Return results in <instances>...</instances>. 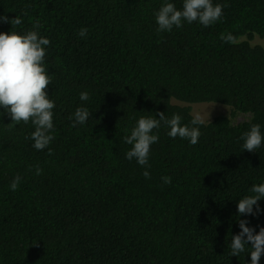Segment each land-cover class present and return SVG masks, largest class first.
<instances>
[{"label": "trees", "instance_id": "obj_1", "mask_svg": "<svg viewBox=\"0 0 264 264\" xmlns=\"http://www.w3.org/2000/svg\"><path fill=\"white\" fill-rule=\"evenodd\" d=\"M168 2L182 9L183 0ZM164 3L0 0V16L23 21L0 23V33L23 34L39 21L50 40L47 92L56 105L54 140L40 151L31 121L9 129L0 113V264H251V243L238 257L230 244L239 219L257 233L264 227V211L238 216V200L264 183V143L253 153L241 139L253 124L264 135V46L251 42L264 36V0H213L225 5L214 24L158 32ZM229 34L234 42L221 39ZM174 99L220 102L250 116H215L196 145L169 137L162 123L150 167L128 160L124 137L140 117L179 114L192 126L190 106ZM78 107L92 116L72 127ZM258 203L264 210V199Z\"/></svg>", "mask_w": 264, "mask_h": 264}, {"label": "clouds", "instance_id": "obj_2", "mask_svg": "<svg viewBox=\"0 0 264 264\" xmlns=\"http://www.w3.org/2000/svg\"><path fill=\"white\" fill-rule=\"evenodd\" d=\"M219 3L214 4L213 0H183L182 9H177L175 4L165 0V3L155 13L157 31L171 32L173 27L180 28L183 22L189 24L199 22L208 27L217 22L223 15V7ZM26 14V13H25ZM22 18L16 16L9 20L8 16H0V23H10L13 28L22 24ZM41 27L37 21L33 25V30L26 33L12 31L10 33H0V108L12 120L8 124L9 129L13 124L21 122L27 124L29 121L35 126V131L31 133L34 140L33 147L40 151L47 148L54 140V112L55 102L47 92L48 86L52 84V75L45 67L46 49L51 42L48 38L40 36L37 29ZM88 30L83 28L79 31V36L86 38ZM225 42H234L231 34L221 35ZM82 101L89 99L88 92L80 94ZM160 118L140 117L135 127L132 128L130 135L124 137L125 143L132 145L126 153L128 160L136 159L142 167H150L149 156L151 146L159 141V135L153 134L158 130L162 123L168 129V136L171 138L180 137L188 139L192 145H196L202 132L200 126L206 125L207 118L200 112H194L191 125L182 124V117L174 114L168 118L164 112H159ZM92 113L86 107H78L73 117L72 127L78 124H85ZM127 131V130H126ZM243 149L255 153L264 143V135L261 132L260 124H253L249 131L243 136ZM52 150L49 148V154ZM42 170L37 167L36 174H41ZM145 178L150 179V172H143ZM22 177L17 175L10 183L12 191H16L20 185ZM166 184L171 183L170 177H162ZM249 191L252 195L244 196L238 200V216L255 215L258 216L262 211L259 201L264 199V183L253 185ZM255 206V209H254ZM241 231L232 235L230 244L231 256H239L245 252V246L251 243L252 251L251 264H259L261 256L264 255V227L257 233L254 227H249V221L238 220Z\"/></svg>", "mask_w": 264, "mask_h": 264}, {"label": "rangeland", "instance_id": "obj_3", "mask_svg": "<svg viewBox=\"0 0 264 264\" xmlns=\"http://www.w3.org/2000/svg\"><path fill=\"white\" fill-rule=\"evenodd\" d=\"M253 44H259L264 46V36L255 35L251 38ZM174 103L181 105H189L191 108L192 114L194 112H200L204 114L207 118V121L213 119L217 115L225 114L228 115L233 123H239L249 118L250 113L238 111L233 108L231 105H226L220 102H193L188 103L180 100H173Z\"/></svg>", "mask_w": 264, "mask_h": 264}]
</instances>
